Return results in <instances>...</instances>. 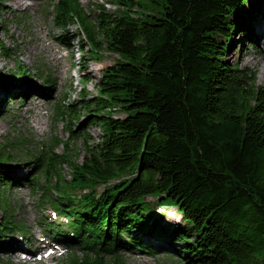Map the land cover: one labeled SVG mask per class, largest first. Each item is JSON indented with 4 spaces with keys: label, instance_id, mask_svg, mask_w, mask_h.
Returning <instances> with one entry per match:
<instances>
[{
    "label": "trees",
    "instance_id": "obj_1",
    "mask_svg": "<svg viewBox=\"0 0 264 264\" xmlns=\"http://www.w3.org/2000/svg\"><path fill=\"white\" fill-rule=\"evenodd\" d=\"M51 2L55 25H81L82 52L87 39L91 58L105 46L119 58L96 95L57 106L69 138H83V160L65 142L37 184L3 167L0 148V189L28 181L68 218L71 232L57 237L82 253L63 264H126L122 252L149 248L146 236L181 243L188 264H264V86L227 60L236 32L254 45L251 2L264 0H116L94 20L79 0ZM83 112L97 139L72 126ZM164 207L188 226L166 222ZM11 222L0 220V251Z\"/></svg>",
    "mask_w": 264,
    "mask_h": 264
},
{
    "label": "rangeland",
    "instance_id": "obj_2",
    "mask_svg": "<svg viewBox=\"0 0 264 264\" xmlns=\"http://www.w3.org/2000/svg\"><path fill=\"white\" fill-rule=\"evenodd\" d=\"M115 1L79 0L93 20L103 7L108 12L118 10L119 5ZM254 2H251V25L256 41L251 45L243 40L242 34L236 32L227 60L256 72V83L264 86V76L261 74L264 37L259 39L257 33L259 27L264 28V5L261 2L254 5ZM52 5L51 0H0V73L5 76L0 82V92L3 93L0 148L3 157L9 160L2 165L10 166L15 177L28 178L37 184L45 183L43 162L46 156L61 154L65 150V142L69 144V154L73 159L82 161L85 156L83 138H69L66 121L57 113V106L74 105L78 108L83 99L82 92L87 99L96 95V82L102 75V69L119 58L106 46L97 58H91L87 39L82 42L86 47L82 52L79 42L83 38L79 34L81 25L78 22L65 27L55 25L56 13ZM65 42L69 45H65ZM30 85H34L35 90H30ZM35 96L40 99L37 106L32 102ZM27 100L31 101L26 104ZM84 115L85 112L82 121L73 119L72 126L79 135L87 134L97 139L101 129L88 123L81 125ZM58 170L63 178L72 177V169L68 165L60 164ZM49 182L52 183L51 180ZM103 188L99 187L100 190ZM46 199L42 201L40 190L33 189L28 181L0 189V220H11V225H16L13 231L4 232L6 237L3 244L13 240L17 246L16 249L9 247L6 251H0V264H63L72 251L77 250L81 255L79 249L72 248L57 237V232H71L72 229L68 218ZM162 209L164 219L169 224L188 226L176 207ZM31 236H36L37 242L31 241ZM146 243L151 248L122 252L125 263L188 264L185 255L180 256L181 243L172 244L173 241L169 239L147 236ZM46 244H51L54 250L47 258L44 257ZM39 245L43 249L31 261L22 259L18 253V250H22L19 248L36 250Z\"/></svg>",
    "mask_w": 264,
    "mask_h": 264
},
{
    "label": "bare ground",
    "instance_id": "obj_3",
    "mask_svg": "<svg viewBox=\"0 0 264 264\" xmlns=\"http://www.w3.org/2000/svg\"><path fill=\"white\" fill-rule=\"evenodd\" d=\"M257 33H258V37H259V39H261V38H263L264 37V28L261 26V27H259L258 28V30H257ZM55 50V49H54ZM261 74L264 76V65H263V67H262V71H261ZM29 88H30V90H35V86L34 85H30V86H28ZM37 93V92H36ZM1 94L3 95V93H1L0 92V98H1ZM35 98H36V96H35ZM3 98H1L0 99V105L3 103V100H2ZM39 98L37 97L36 99H34V101H32L36 106L39 104ZM31 100H27V102H26V104H28L29 102H30ZM3 105H5V104H3ZM30 240L31 241H33V242H37V240H36V236L34 237V236H31L30 237ZM17 243L18 244H20L18 241H17ZM10 248H12V249H16V244H15V242H13V240H12V242H10ZM42 246V245H41ZM39 250H42L43 248L42 247H40V248H38ZM51 253H49V254H47L46 256H44L45 258H47L49 255H50ZM29 261H31V259H29Z\"/></svg>",
    "mask_w": 264,
    "mask_h": 264
}]
</instances>
